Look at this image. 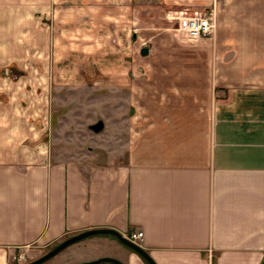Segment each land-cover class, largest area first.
<instances>
[{
    "label": "crops",
    "instance_id": "crops-1",
    "mask_svg": "<svg viewBox=\"0 0 264 264\" xmlns=\"http://www.w3.org/2000/svg\"><path fill=\"white\" fill-rule=\"evenodd\" d=\"M161 1L171 17L213 9L214 33L166 27L143 71L117 76V95L108 81L103 158L58 152L46 138L45 68L19 72L41 74L32 98L33 77L6 88L0 76V264L103 227L143 231L137 242L157 264L263 262L264 0ZM103 255L149 264L112 233L75 241L48 264Z\"/></svg>",
    "mask_w": 264,
    "mask_h": 264
},
{
    "label": "rangeland",
    "instance_id": "rangeland-1",
    "mask_svg": "<svg viewBox=\"0 0 264 264\" xmlns=\"http://www.w3.org/2000/svg\"><path fill=\"white\" fill-rule=\"evenodd\" d=\"M162 3L161 0H0V65L12 66L16 71L11 74L3 70L2 86L9 88L12 76L33 77L32 91L25 96L32 98L41 86V81L35 79L41 74L19 72L24 67L28 71L32 67L45 68L49 74L46 99L50 102L46 138H50L58 152L90 153L103 158L102 133L91 127L102 119L103 92L108 91L110 80L109 91L117 95V76L129 75L132 79L143 71L149 64L155 38L166 27L177 26V17L169 16ZM114 142L117 146L116 139ZM54 246L37 255L19 251L17 264H26ZM57 256L39 264H48Z\"/></svg>",
    "mask_w": 264,
    "mask_h": 264
},
{
    "label": "water",
    "instance_id": "water-1",
    "mask_svg": "<svg viewBox=\"0 0 264 264\" xmlns=\"http://www.w3.org/2000/svg\"><path fill=\"white\" fill-rule=\"evenodd\" d=\"M145 51V50H144ZM91 127L95 131H99L103 127V122L101 120L97 121L96 123L92 124ZM97 233H112L116 235L123 243L127 244L128 246L132 247L135 249L137 252H139L150 264H157L153 257L150 255V253L137 241H134L130 239L128 236L124 235L120 231L114 229V228H92V229H87L85 231L76 233L74 235H71L70 237L65 238L62 240L60 243L56 244L52 249L48 250L46 253L43 255L39 256L38 258L26 263V264H39L48 258L52 257L53 255L57 254L59 251L64 249L66 246L69 244L78 241L84 237H87L92 234H97ZM102 261H111L116 264H126L124 263L121 259L113 256H101L89 261H80L74 264H97ZM261 264H264V260Z\"/></svg>",
    "mask_w": 264,
    "mask_h": 264
},
{
    "label": "built area",
    "instance_id": "built-area-1",
    "mask_svg": "<svg viewBox=\"0 0 264 264\" xmlns=\"http://www.w3.org/2000/svg\"><path fill=\"white\" fill-rule=\"evenodd\" d=\"M178 28L191 36H209L215 30V14L213 9L192 10L177 16ZM143 235V231H135L126 236L137 241Z\"/></svg>",
    "mask_w": 264,
    "mask_h": 264
},
{
    "label": "flooded vegetation",
    "instance_id": "flooded-vegetation-1",
    "mask_svg": "<svg viewBox=\"0 0 264 264\" xmlns=\"http://www.w3.org/2000/svg\"><path fill=\"white\" fill-rule=\"evenodd\" d=\"M101 257V256H100ZM113 257H116V256H113ZM118 258V257H117ZM95 259V258H94ZM120 259V258H119ZM85 261V260H84ZM86 261H89V260H86ZM80 262V261H79ZM111 262V261H110ZM112 263H114V262H112ZM114 264H116V263H114Z\"/></svg>",
    "mask_w": 264,
    "mask_h": 264
},
{
    "label": "trees",
    "instance_id": "trees-1",
    "mask_svg": "<svg viewBox=\"0 0 264 264\" xmlns=\"http://www.w3.org/2000/svg\"><path fill=\"white\" fill-rule=\"evenodd\" d=\"M150 264V263H149Z\"/></svg>",
    "mask_w": 264,
    "mask_h": 264
}]
</instances>
